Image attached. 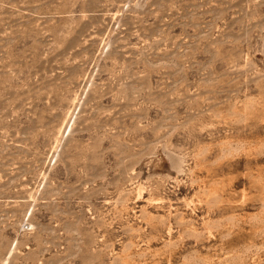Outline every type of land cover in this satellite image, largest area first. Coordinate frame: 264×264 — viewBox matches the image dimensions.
<instances>
[{
	"label": "rangeland",
	"instance_id": "rangeland-1",
	"mask_svg": "<svg viewBox=\"0 0 264 264\" xmlns=\"http://www.w3.org/2000/svg\"><path fill=\"white\" fill-rule=\"evenodd\" d=\"M0 264H264V0H0Z\"/></svg>",
	"mask_w": 264,
	"mask_h": 264
}]
</instances>
